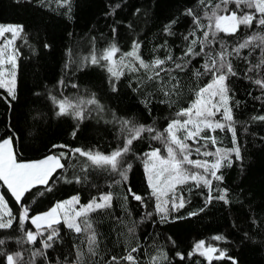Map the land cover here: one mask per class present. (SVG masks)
<instances>
[{"label":"trees","instance_id":"16d2710c","mask_svg":"<svg viewBox=\"0 0 264 264\" xmlns=\"http://www.w3.org/2000/svg\"><path fill=\"white\" fill-rule=\"evenodd\" d=\"M216 4H220L215 9L218 14H227L222 11L225 7L229 12L236 10L235 3L224 5L221 0L203 4L200 0H0V24L23 26L13 44L16 99L9 104L6 89H0V140L13 138L17 162L64 153L61 163L65 165L48 181L50 191L37 185L20 203L0 181V194L14 217L10 228L0 229V240H4L0 264H7L6 255L15 253L22 254L18 264H130L124 259L129 253L137 264H264V120L255 119L264 116V87L256 83L264 80V43L255 41L233 52L247 38L264 35V26L254 20L251 27L241 25L235 34H225L198 28L193 16L186 14L191 9L206 26L212 21L205 12L210 16ZM205 31L212 43H201ZM193 32L195 36L190 35ZM134 44L140 45L137 54L149 64L169 55L172 59L154 71L145 70L138 60L123 55ZM112 45L120 49L115 60L123 58L127 65L131 59L138 70L123 67V75L116 78L108 72V62L93 65L86 59ZM190 46L193 54L185 55ZM222 50L232 53L227 60L235 72L226 81L235 136L228 127L214 132L205 129L201 136H214L215 144L187 143L201 151L206 146L209 152L238 146L240 159L232 153L231 166L224 161L217 171L223 179H211L210 186H198L192 180L177 185L166 198L168 203L161 205L168 209L167 218L162 219L148 183L145 153L159 148L167 155L165 140L154 136L164 133L166 137L169 123L185 119L178 113L190 108L197 93L213 81V72L205 71L204 65H210V56L218 59ZM52 97L79 103L84 118L57 115ZM93 98L100 107L88 103ZM122 120L130 122L128 128L136 124L156 130L134 140L122 158L121 170L131 165L126 176L91 165L72 151L81 148L108 155L123 147L129 132ZM192 156L202 158L195 152ZM129 189L142 196L143 203L134 200ZM105 194L112 196L111 207L88 214L96 236L91 252V233H76L63 221L52 224L58 231L52 247L42 245L52 230L45 231V225L40 229L44 237L27 242L25 233L35 232L36 227L29 220L20 223L21 204L29 209V216H36L73 197L79 198L76 205L81 208ZM221 195L224 200L218 198ZM181 201L183 207L174 209L173 204ZM200 241L204 245L197 250ZM210 247L217 249L211 260ZM133 248L138 251L132 252ZM221 252L225 255L217 258Z\"/></svg>","mask_w":264,"mask_h":264},{"label":"snow or ice","instance_id":"6c2138e0","mask_svg":"<svg viewBox=\"0 0 264 264\" xmlns=\"http://www.w3.org/2000/svg\"><path fill=\"white\" fill-rule=\"evenodd\" d=\"M65 3L68 0H64ZM203 4L204 0H200ZM235 3L236 10L230 11L227 7L223 8L222 11L227 14H218L215 9H220V4L214 6V10L211 15L205 12V16L208 17L211 23L208 25H201L200 20L193 14L191 9L186 11L187 15L193 16V23L198 28L207 27L209 30L214 29L216 32H224L226 34H235L240 26L251 27L252 22L255 20L258 25L264 26V0H221V3L227 5L228 3ZM248 9H255L254 12H245L241 9V6ZM257 13L259 14L257 16ZM171 23H175L172 21ZM171 23L167 26L166 30H170ZM23 32L22 25H3L0 24V38H3L5 34H10L7 39V44L11 45L14 43L15 39L20 36ZM190 35L195 36V32L190 33ZM209 32H204V41L201 43H212L213 41L208 40ZM188 39V37H185ZM255 41H260L264 43V35H253L247 38L243 43H241L238 48L234 49L233 52L238 53L240 49L248 47ZM197 43L196 39L191 41L192 45ZM140 47L139 44L133 45V50L126 54L127 57H131L139 61V66L145 70H155L160 68L166 63L167 60H171L172 57L169 55L166 60L156 59L151 64L145 62L138 54L137 50ZM4 48H0V89H6L8 96L11 100L16 99V58L15 54H10L7 61L4 57ZM203 51V49H201ZM120 49L115 45H112L108 49L104 50L99 56L93 54L90 58L91 64H100L101 61L108 62L107 70L108 72L116 78L123 75V67H128L130 71H137L138 69L133 65L132 60L128 61V64H124L123 58L117 61L114 59ZM193 48L190 46L185 55H192ZM199 55V53H195ZM218 59L209 57L210 65L206 63L204 65L205 71L213 72L214 79L212 83L208 84L205 88H202L197 93V100L193 103L190 108L181 110L178 113L179 116L185 117L183 120H173L169 123L168 127L165 129L167 136L164 133H159L154 136L155 139L163 138L167 144V156L161 155V150L159 148L153 149L149 153H145L147 161L145 164L146 170L148 172V183L152 189L153 195L157 197L156 210L161 214L162 219H166L167 208L161 206L160 199L162 196H167L170 192L174 193L177 185H183L189 180L199 184L202 182L205 186H210L212 181L207 178L206 175L199 171H190L185 165H190L195 169H202L204 173H210L216 180H222L221 175H217V171L221 168L224 161H227V166H231L232 161L229 159L232 153H235L237 159H240V149L238 146L233 149L223 150L216 149L215 152H209L205 150L201 152V147L193 148L192 145L188 144L187 141L191 140L193 144H200L201 140L206 142L216 143L214 136H201V132L204 129H208L210 132H214L216 129L224 130L226 127L232 128L233 134L235 136V129L232 127L233 116L231 109L228 106L229 91L227 86L228 74L235 75L232 70L231 63L227 60L229 55L226 50H222L218 54ZM7 62L10 65L7 70L9 79L5 80V72L3 70V65ZM217 64L219 67H217ZM180 64H176V68H181ZM163 70V69H161ZM215 70V71H213ZM199 74V73H197ZM155 75L159 76L160 72L155 71ZM151 78V77H150ZM256 83L261 87H264V80H257ZM75 87V85H73ZM115 86H113V91H115ZM167 95V93H165ZM205 94H207V99H205ZM54 103L58 106L57 115H73L77 119H83V109L79 103H72L67 99L57 100L56 97H52ZM88 103L96 104L100 107L99 102L94 98L89 100ZM222 109V111H221ZM217 113H220L222 120L228 123L221 122L220 120H215L214 117ZM255 119L264 120V116L256 117ZM121 124L128 129L129 136L126 139L123 147L117 148L115 151L108 155L100 152L86 151L81 148L73 149L74 153H79L81 156L86 157L91 165L96 167L110 168L113 171H118L121 176H126V170L131 168V165H127V169L121 170L120 164L122 158L130 151L134 140L141 138L144 132L153 133L156 130L145 125L132 124L131 128H128L129 121L122 120ZM183 130V137L177 135V132ZM75 135V132L73 133ZM53 147H67L65 145H54ZM193 152L198 155H203L205 157L215 156L214 162L209 163L207 160H194L191 158ZM64 157V153L60 156L50 155L44 159L32 161V162H17V156L14 148V141L12 137L4 138L0 140V181L3 185L7 186V190L10 191L11 195L14 197L17 203L22 201L24 194L31 191V189L37 185L46 186V190L50 191L51 188L47 187L48 181L52 178L53 174L57 169H63L65 165L61 163V159ZM86 171V168L83 169ZM77 182L80 178L76 177ZM129 192L132 198L136 201L143 203V197L137 195L134 192ZM42 195L43 193H37ZM221 200L225 199L224 195L218 197ZM175 199V196H172ZM211 199V197H210ZM112 196L111 194H105L99 197V199H93L87 205L81 206L79 210L73 209L72 205L79 202L78 197H73L71 200L64 201L56 204L50 211L38 214L36 216H29V209L21 204V215L20 223L23 224L26 220H29L33 225L36 226V231H27L25 233L27 242L35 243L37 237H44V231L40 229L45 227V231L51 228V232L42 240V245L44 248L52 247L51 241L58 236V231L52 228L53 223H59L60 217L65 218V222L69 229H73L76 233H81L82 231H88L91 234L88 237L89 251L91 252L92 246L96 242L95 232L92 229V225L89 222L88 214L90 212L110 208L111 207ZM168 201H163V204H167ZM69 206V207H66ZM183 207V201L179 205L173 204V208ZM5 212L7 213L8 219H4ZM194 215V213H193ZM82 218V219H81ZM13 215L11 209L8 207L6 199L3 194H0V229L10 228L13 223ZM79 220V222H77ZM215 239L220 240L222 237L217 236ZM4 244V240H0V245ZM204 245V241H200L196 245V249L199 250ZM138 249L133 248L132 252H136ZM217 249L208 248V259L211 260L212 253H215ZM42 254V253H34ZM204 255L205 253H201ZM225 254L220 253L217 258H222ZM18 258H22L21 253L7 254L6 261L7 264H18ZM124 259L130 264H137L136 258L129 253ZM183 259V256H181ZM229 259H232L229 257ZM113 261L116 257L112 258ZM79 264V262H77ZM234 264L236 262L234 261Z\"/></svg>","mask_w":264,"mask_h":264},{"label":"rangeland","instance_id":"374dc122","mask_svg":"<svg viewBox=\"0 0 264 264\" xmlns=\"http://www.w3.org/2000/svg\"><path fill=\"white\" fill-rule=\"evenodd\" d=\"M241 9H243L245 12H254V11H252L251 9H248V8H245V7H242ZM222 33H224V32H222ZM226 34V33H225ZM9 36H10V34H5V36L3 37V38H0V48H4L5 49V51H4V59H5V61H7V59H8V56L10 55V54H14L13 53V44H11V45H8L7 44V39L9 38ZM9 67H10V65H8L7 64V62L3 65V70H4V72H5V76H4V79L5 80H7V79H9V76H8V74H7V70L9 69ZM15 71H16V69H15ZM212 83V82H211ZM205 99H207V94H205V97H204ZM221 111H222V109H221ZM214 119L215 120H220L221 122H224V123H227V122H225V121H223L222 120V117H221V115H220V113H217L216 115H215V117H214ZM205 130V129H204ZM177 135L178 136H180L181 138L183 137V130H180V131H178L177 132ZM189 141H191V140H189ZM201 152H203V151H201ZM161 155H163L162 153H161ZM163 156H167V155H163ZM191 158L192 159H194V160H207V161H209V163H211V162H214V160H215V156H209V157H205V156H203L202 155V158H197V157H193V156H191ZM147 161V160H146ZM185 167H188L189 168V170L190 171H199V172H201L202 174H204V175H206L207 176V178L208 179H213V177L211 176V174L210 173H204L203 172V170L202 169H195V168H192L190 165H185ZM146 172H147V170H146ZM147 176H148V172H147ZM202 183V182H201ZM6 186V185H5ZM7 187V186H6ZM171 193V192H170ZM169 193V194H170ZM168 194V195H169ZM168 195L167 196H162L161 197V199H160V202H161V205L163 204V201H165L166 200V198L168 197ZM157 198V197H156ZM72 199V198H71ZM71 199H69V200H71ZM66 201H68V200H66ZM66 207H69V206H67L66 205ZM70 207H72L73 209H75V210H79L80 208H78L77 207V205L76 204H74V205H72V206H70ZM7 213L5 212V215H4V219L6 220L7 219ZM60 219V221H63L65 224H66V222H65V218H63V217H60L59 218ZM77 222H79V220L77 221ZM53 224H55V223H53ZM67 225V224H66ZM35 226V225H34ZM45 226H46V223H45ZM36 227V226H35Z\"/></svg>","mask_w":264,"mask_h":264}]
</instances>
